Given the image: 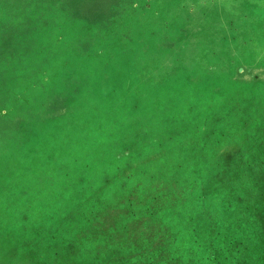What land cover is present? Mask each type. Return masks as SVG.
<instances>
[{
	"label": "rangeland",
	"instance_id": "374dc122",
	"mask_svg": "<svg viewBox=\"0 0 264 264\" xmlns=\"http://www.w3.org/2000/svg\"><path fill=\"white\" fill-rule=\"evenodd\" d=\"M239 16L231 37L225 24ZM262 53L264 0H0V228L42 217L37 206L23 203L36 197V183H42L39 197L53 192L69 200L47 210L54 220L45 216L42 253L28 254L11 232L0 230V264H60L59 258L73 264L77 247L86 244V263L94 262L96 246L125 257L133 243L120 242L123 230L107 218L125 213L119 199L157 192L150 178L174 170L179 180L197 176L206 190L229 195L228 225L209 241L210 235H191L210 258L200 263L174 250V264H218V253L228 254L226 243L234 249L231 264H264V119L250 142L217 151L193 147L192 138V144L153 145L150 130L140 127L158 118V105L169 99L181 102L195 124L194 116L206 115L199 114L208 87H236L241 80L233 78L234 66L244 54ZM248 106L240 101L235 108ZM64 166L72 172L68 182L61 177L67 168L58 169ZM88 193L89 204L106 201L105 210L92 204L104 223L98 222L95 238L65 248L61 232L70 226L59 217H75L73 206L84 207ZM139 262L146 261L126 263L148 264Z\"/></svg>",
	"mask_w": 264,
	"mask_h": 264
},
{
	"label": "crops",
	"instance_id": "0c3cea01",
	"mask_svg": "<svg viewBox=\"0 0 264 264\" xmlns=\"http://www.w3.org/2000/svg\"><path fill=\"white\" fill-rule=\"evenodd\" d=\"M240 16L244 17L245 14L241 13ZM240 16L238 19L233 18L229 24L222 23L228 27L227 31L231 33L229 34L231 37L235 36L234 31L238 30L242 21ZM233 24L234 27L231 26ZM242 42L247 43L248 41ZM244 56L243 60L247 57L250 62L244 61L242 63V60L234 66V71L238 73L233 75V78H240L241 83L236 87H227L226 89L208 87L203 113L199 114L205 113L206 115L203 117L194 116L193 118L197 120L195 124L190 125L191 115L188 110L179 105L181 102L168 98L169 103L166 107L159 104L160 110L157 112L159 117L152 118L150 116L149 124L140 125L143 130H150L152 144L162 146L163 144H171L173 141L180 142L188 139L192 144V138L194 139L193 147L211 146L212 149L217 151L221 146L238 147L250 142L256 133L257 124L264 119V54L262 53L253 58L246 54ZM240 101L242 105L250 102V106L245 109L235 108L236 102L240 103ZM242 101H246V103ZM166 113H171V115L167 114V117L164 118L163 116ZM223 141H225V145ZM65 168H67V171H63L61 177L66 179L65 182H68L73 178L72 176L69 178V174H72L69 167L64 166L58 169L64 170ZM77 168L79 166L74 169ZM175 171L171 174L172 176L158 175L159 177L150 178L153 184L157 185V192L153 190L149 195L136 197L128 195L126 198L119 199L118 201L125 203L123 206V209H126L125 213L115 214L107 218L110 224L115 226L117 223V226L119 225L123 230V232L120 231L124 235V237H119L120 242L123 239L127 243H133L128 248L130 252L128 255L123 257L121 254L113 253L114 248L104 253L96 246L94 262L88 261L86 263V257H88L86 255V245L88 244H86L81 249L77 247L80 255L77 256V253L74 255L72 258L74 260L73 264H80V261L81 264H127L128 260L133 258L138 261H146L148 264H174V250H184L189 258H195V261L200 263L203 262L198 258L201 259L206 256L208 260L211 253H203L197 243H191V235H210L207 236L209 241L217 231L228 225L229 222L226 221L224 212L229 201V195L223 190H206L204 188L206 185L205 179L197 176L192 179L179 180L183 178L174 176ZM45 176H49V174ZM52 180L53 177L50 181ZM50 185L53 186L54 184ZM34 186L38 187L35 193L36 197L31 199L27 197L22 200L23 203H28L29 206H37L34 210L42 211V217L40 215L29 219V225L26 223L17 225L18 222H15L11 227L7 228L6 226L7 231L0 228L1 232H11L10 235L16 237L14 243L18 242V247L31 255L35 251L42 253V245L46 242L44 239L45 221L52 222L54 220L49 216L54 213L49 212L47 214V210L49 208L50 211L56 210L57 202H69L67 199L57 197L56 193L53 192L45 194L46 199L41 198L39 195L42 193V183H36ZM55 186L53 187L55 188ZM24 193L27 194V191L24 190ZM24 193L23 190L20 191L21 195ZM89 194H86L87 197L84 199L88 201V203H84V207L77 204V202L76 206H73V209H77L75 217L71 216L69 221L64 216L59 217V220H61L60 225L66 223L67 226H70V229H64V232H61V236L67 233L66 244H61L65 248L72 246V242L81 243L80 241L95 238L94 236L97 234L95 227H99L98 222L104 223L101 216L93 215L92 212L96 209L105 210L107 207L101 203L105 204L106 201L100 199L89 204V201H92L88 196ZM96 202H99V204L95 205L94 210L92 204ZM62 206L63 209L66 208L65 205ZM82 208L86 210V216L84 217H80ZM121 208L118 210L121 211ZM93 219L96 220L95 224L92 223ZM41 226L44 227L40 228ZM52 232L53 241L55 242V232ZM71 234L76 235V239H72ZM108 236L113 237L114 240L118 238L114 232L112 234L108 233ZM58 242L57 240L56 243ZM119 248L123 249V247L115 249ZM55 253L57 251L53 252L54 255ZM117 258L125 259L117 262ZM64 259L59 258L60 264H63Z\"/></svg>",
	"mask_w": 264,
	"mask_h": 264
},
{
	"label": "trees",
	"instance_id": "16d2710c",
	"mask_svg": "<svg viewBox=\"0 0 264 264\" xmlns=\"http://www.w3.org/2000/svg\"><path fill=\"white\" fill-rule=\"evenodd\" d=\"M226 248H223V250H224V252H227L228 254H227V256H221V252H219L218 253V255H217V260H218V262H219V258L222 260V259H224V261L225 262H222L221 260H220V263H218V264H231V262H230V260H233L235 257L233 256V254H232V250H234V249H231L230 247H228L227 246V243H226ZM228 248V249H227ZM227 249V250H226ZM223 254V253H222ZM230 254L232 255V256H230ZM215 255V254H214ZM222 262V263H221Z\"/></svg>",
	"mask_w": 264,
	"mask_h": 264
}]
</instances>
